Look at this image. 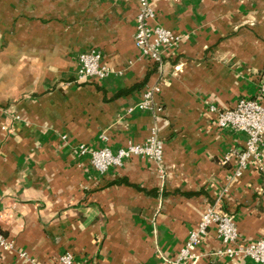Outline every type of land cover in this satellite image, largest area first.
Segmentation results:
<instances>
[{
  "label": "crops",
  "instance_id": "0c3cea01",
  "mask_svg": "<svg viewBox=\"0 0 264 264\" xmlns=\"http://www.w3.org/2000/svg\"><path fill=\"white\" fill-rule=\"evenodd\" d=\"M149 1L153 24L184 35L161 64L135 45L139 0H0V230L40 261L171 264L218 198L244 239L264 236V169L234 176L245 134L210 110L264 87V0ZM94 48L121 73L76 82ZM153 126L162 172L134 156L101 173L78 152L142 143ZM223 248L212 228L197 264H257Z\"/></svg>",
  "mask_w": 264,
  "mask_h": 264
},
{
  "label": "built area",
  "instance_id": "2783aa9c",
  "mask_svg": "<svg viewBox=\"0 0 264 264\" xmlns=\"http://www.w3.org/2000/svg\"><path fill=\"white\" fill-rule=\"evenodd\" d=\"M155 18L156 11L152 3L149 0H139L135 45L143 57L161 64L164 49L179 44L184 35L158 23L153 24ZM103 56L102 51L96 48L80 53L77 59L76 82L81 83L92 78L103 79L111 74L119 75L121 72L105 63ZM157 90V86L148 87L138 107L142 109L153 107ZM210 110L216 114L215 120L219 126L231 127L245 134L244 148L237 153L234 176L240 177L251 168L264 169V87L254 97L240 98L234 107L218 109L216 105H210ZM103 138L106 139V136ZM78 152L88 156L90 164L101 173L111 167L121 166L126 159L134 156L153 160L160 172L163 171L164 145L158 136L156 126L152 127L150 135L142 143L129 142L117 151H113L109 146L95 148L80 144ZM229 159L230 156H225L224 162ZM220 202L221 199L218 198L215 203L205 207L196 226L188 232L184 245L171 259V264H197L202 256L200 248L212 228L224 246L220 253L239 261L250 258L257 264H264V236L251 240L244 239L235 218L223 210ZM10 252H16L17 256L28 264H48L31 256L27 251L18 250L14 239L0 231V260ZM54 264L76 263L73 254L66 251L57 257Z\"/></svg>",
  "mask_w": 264,
  "mask_h": 264
},
{
  "label": "trees",
  "instance_id": "16d2710c",
  "mask_svg": "<svg viewBox=\"0 0 264 264\" xmlns=\"http://www.w3.org/2000/svg\"><path fill=\"white\" fill-rule=\"evenodd\" d=\"M145 81H146V78H145ZM143 83L141 82V83H137V84H135L134 86H132L130 89H128V91H130V90H132V89H135V88H137V87H140L141 85H142ZM122 92V91H121ZM128 182V181H127ZM198 193V192H197ZM1 232H3L2 230H0ZM4 233V232H3Z\"/></svg>",
  "mask_w": 264,
  "mask_h": 264
}]
</instances>
